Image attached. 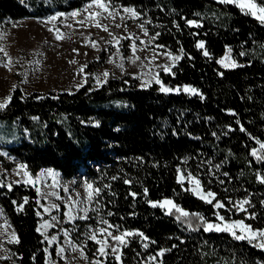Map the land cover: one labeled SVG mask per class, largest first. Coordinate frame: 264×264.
Segmentation results:
<instances>
[{"label": "trees", "instance_id": "16d2710c", "mask_svg": "<svg viewBox=\"0 0 264 264\" xmlns=\"http://www.w3.org/2000/svg\"><path fill=\"white\" fill-rule=\"evenodd\" d=\"M88 1L0 0V23L68 11ZM110 4L133 7L148 34L159 33L154 40L164 46L159 48L181 57L159 78L170 85L186 84L196 93L164 92L156 82L139 86L127 74L108 75L96 86L88 76L72 90L24 94L15 87L10 103L0 109V148L31 173L43 166L63 178L81 173L101 189L99 195L93 193L88 218L78 221L79 229L107 220L118 226L113 229H130L133 235L121 244L119 260L110 253L100 264H264V249L256 243L235 239L230 232H206L199 217L177 219L180 213L168 214L150 203L169 197L206 222L219 211L264 225V183L257 178L264 176V161L251 155L254 148L264 155L257 143L264 142V23L237 3L220 0ZM226 49L235 61L227 67L217 61ZM0 160L4 169L13 163L1 154ZM180 171L198 177L202 188L214 192L225 207L215 209L193 194L177 178ZM36 196L24 181L0 182V208L19 241L9 243L16 264H46ZM245 199L250 201L246 212L233 207ZM84 242L91 256L95 243Z\"/></svg>", "mask_w": 264, "mask_h": 264}, {"label": "rangeland", "instance_id": "374dc122", "mask_svg": "<svg viewBox=\"0 0 264 264\" xmlns=\"http://www.w3.org/2000/svg\"><path fill=\"white\" fill-rule=\"evenodd\" d=\"M90 2L91 0L68 11H56L45 14L44 16H22L13 21L8 20L7 22L0 23V37H2L0 38V47H3L12 59V64L9 66L11 67V71L4 67L3 64H0V99L8 97L14 89V86L18 89L20 88L24 94L34 89H52L55 91H61L62 89L72 90L76 86L84 83L88 76L91 83L96 86L105 80L101 75L105 71L112 76L127 74L136 78L139 86H147L152 82L157 83L158 79L160 83H157V85L160 90L163 85L164 87L174 89V91H176L175 89L185 91L184 86L188 85H170L168 82L162 81L159 78V72L164 71L163 66H168L170 69L173 66L174 61L171 59L173 55L168 49L157 47L154 40H151V35L148 34V36H145L143 34V31L139 27L141 23L136 18H133L131 13L124 12V8L134 9L133 7L110 4V7L114 10L116 19L114 21L111 18L102 19L101 22L109 25V32L114 36L125 37L131 35L133 38H138L135 39L137 48L135 56H139V60H135V56L133 55L132 40L120 39L119 43H116L108 32L92 26L91 23H86L85 25L78 23L83 16L87 15L83 10ZM96 10L95 8L90 9V11ZM73 12H79L81 15L72 17L71 13ZM61 13L63 15H58ZM103 15L106 16L107 13ZM52 16H57V19L48 22ZM117 23L121 27H115ZM50 28L53 31H49ZM57 28L64 34V39H55V29ZM141 40L144 41L143 44L140 43ZM91 41L97 42L95 48L91 46ZM109 41L111 43H108ZM74 49L77 51H73ZM166 53H170L171 56L166 55ZM153 56H155L154 60L152 59ZM0 60H7L3 53H0ZM73 60L76 63H70ZM110 60L113 62L110 63ZM134 60L135 62H133ZM217 61H222L223 65L228 66L234 65L235 63L231 59L228 49L220 54ZM82 65H86V67L83 69V72H80L79 70ZM118 65H123V67H119ZM97 76L100 77L101 83L97 82ZM185 92L191 93L189 91ZM0 154L13 161L7 169H4L0 160V182L7 184L9 181H24L29 183L30 176L34 183L29 184L35 190L37 188L40 189L36 197L40 206L39 213L41 215L38 217L36 226L37 229L40 228L41 238L45 241V263L96 264L97 261L100 262L103 256L99 254L98 249L101 245L92 240L95 245L92 250V255L88 256L84 248V241L90 239L89 237L94 231L97 233V239L103 240L105 237L99 234L98 229L107 227V225L102 224L100 221L94 225L87 223L86 228H82L81 230L78 226V221H80L79 217L85 215L83 209H87L86 215L89 212L92 200H88V193L93 191L94 188L88 189L87 184L91 183V181H88L81 173L63 178L58 170L45 166L40 167L35 173H31L27 168L21 170L19 165L23 163L18 162L4 149L0 148ZM24 171H27L29 176H25L23 174ZM2 172H4V176ZM18 172L20 173L19 175H17ZM188 174L180 171L177 174V178L183 181L193 194L199 196L200 189L197 188L195 180L188 177ZM193 177L198 179L195 175ZM200 187H202L201 183ZM203 190L204 192L208 191ZM165 200L173 201L171 198L166 197L157 202ZM216 200L218 199H215L213 204ZM53 205H57L58 207L53 208ZM44 207H48L51 214L45 213ZM163 208L166 212L168 211V206ZM172 210L175 211V209ZM217 212L219 215L224 216L219 211ZM65 213L68 214L65 215ZM52 216H56L57 220L53 221L51 219ZM72 217L76 218L71 219ZM224 217L227 222L243 220L245 224H250L242 216L237 218ZM45 221H48L53 226H45ZM207 222L221 224L217 215H215L214 220ZM253 228H264V225H254ZM65 230L68 233L67 237L64 235ZM109 231L113 236L125 232H133L130 229L115 230L113 228H110ZM235 231L237 235L241 234L239 227ZM13 232L15 233L14 227L0 208V245H2V248H0V257H3L0 258V264H16L14 255H12L9 248V240L16 238V234L15 238L12 237L11 234ZM46 236L49 239H45ZM53 236L57 239L49 243V240ZM125 240L126 236L124 237ZM252 242L257 243L256 241ZM120 246L121 243L112 240L111 237L107 238L106 251L108 254L112 253V247H116L117 253L112 254L115 257L120 255ZM60 248H63L64 252L58 254Z\"/></svg>", "mask_w": 264, "mask_h": 264}, {"label": "snow or ice", "instance_id": "6c2138e0", "mask_svg": "<svg viewBox=\"0 0 264 264\" xmlns=\"http://www.w3.org/2000/svg\"><path fill=\"white\" fill-rule=\"evenodd\" d=\"M220 2L221 3H237L238 6L241 7V10L245 11V14H250L253 17H255L256 19H258L261 23H264V4L257 3L256 0H220ZM110 3H111V0H91V2L88 5H86V7L83 10L84 13H86L87 15L83 16V18L81 20H79L78 23H80L81 25H85L86 23H91L92 26L100 28L102 31L108 32L109 35L113 37V40L116 41V43H119L120 39H130V40H132L133 41V43H132L133 55L135 56V52L137 50L136 44H135V39H138V38H133L131 35L125 36V37L114 36L111 32H109V25L108 24H104V23L101 22L102 19L111 18L113 21L116 19V16L114 15V10L110 7ZM93 8H95L97 10L96 11H90V9H93ZM124 12L131 13V16L133 18H137L139 16V13H137L135 11V9H132V8H124ZM104 13H107V15L106 16L103 15ZM58 15H63V13L58 14ZM78 15H81V13H79V12L71 13L72 17H76ZM56 19H57V16H52V17L49 18L48 22H51L52 20H56ZM149 23H150V21H149ZM187 23L189 25L199 26L197 24V22L194 21V20H188ZM13 26H15V25H13ZM115 27H121V25L117 23V24H115ZM139 27L143 31V34L145 36H148V32H147V29L144 27V24L143 23L140 24ZM49 31H53V29L50 28ZM158 35H159V33H157L155 36H152L151 40H155L156 36H158ZM0 38H2V37H0ZM55 39L56 40L64 39V34H62L60 32L59 28L55 29ZM108 43H111V41H109ZM140 43L143 44L144 41L141 40ZM90 44L94 48L97 46V42L96 41H91ZM157 47H164V46L157 45ZM197 47L201 48V49L204 48L203 42H198L197 43ZM141 50H143V49H141ZM73 51H77V50L74 49ZM117 51H119V50L117 49ZM181 51H182V49H181ZM0 53H3L4 57L7 58L6 61L5 60H0V64H3L4 67L8 68L9 71H11V67H9L12 64L11 57H9V54L7 53V51L3 47H0ZM203 54L205 56L209 55V53L207 51H204ZM166 55H170L171 56L170 53H166ZM241 55H243V53H241ZM139 59H140L139 56H135V60H139ZM152 59L154 60L155 56H153ZM171 59L173 61H178L179 59H181V57L179 55H176V56H171ZM135 60L133 62H135ZM109 62L112 63L113 61L110 60ZM218 62L222 63V61H218ZM37 63H38V61H37ZM70 63H76V61L73 60V61H70ZM118 66L119 67H123V65H118ZM223 66L227 67L228 65H223ZM85 67H86V65H82L79 71L83 72V69ZM163 70L168 72V71H170V68L168 66H163ZM101 75L105 78V80L103 82H106V78L108 77L109 73L107 71H105ZM25 76H26V73H25ZM96 79H97L98 83L102 82L99 76H97ZM157 83H160V81L158 79H157ZM14 88H15V86H14ZM175 90L179 91V89H175ZM184 90L185 91H189L191 93H196V91H197L196 89L191 88L189 86H184ZM161 91L171 92V91H174V89L167 88V87H164L162 85L161 86ZM11 99H12V97L10 95L8 97H6V98L0 99V109H4L8 105V103H10ZM233 115H234V113H233ZM240 130L241 131H245V129L243 127H241ZM257 143L260 144V148L261 149H264V142L257 141ZM251 155L256 157L260 161H264V155H257V149H255V148L252 150ZM19 168L21 170H24L26 168V166L21 164V165H19ZM49 171H51V170H49ZM19 174L20 173L18 172L17 175H19ZM23 174L25 176H29V173H27V171H24ZM188 177L190 179L195 180V184H196L197 188L200 189V193H202V194L198 193L199 194V198L204 200L206 203L213 204V201L216 198V194L214 192H211V191L204 192L203 188L200 187L199 179H196L195 177H193L191 173L188 174ZM257 178L260 180L261 183H264V176L258 174ZM28 182L29 183H34V181L31 179L30 176H29ZM125 183H129V181H125ZM8 187L10 189L11 185H8ZM87 188L88 189H92L93 188L92 184L91 183L87 184ZM36 191H37V193H39L40 189L37 188ZM65 191H67V189H65ZM93 191H94V193L96 195H99L101 189L100 188H95ZM93 191H90L88 193V200H90V201L93 198ZM144 192H145V195H147V189H145ZM132 195H133V197H135L136 193H132ZM27 202H28L27 198H25L24 203H27ZM14 203H15V201H14ZM150 203H152L153 207H156V206H160V207L168 206V214H171L172 213V209H175L176 212L180 213V216H178L177 219H180L181 216L188 217L190 215L199 217L200 221L203 222L206 225L204 227V231H206V232L207 231H213V230L219 231V232H230L235 239H238V240L247 239L250 243L252 241H256L257 243H256L255 246H258L261 249H264V228H253V226L251 224H245L243 220H236V221L227 222L225 220V217L222 216V215H219L218 212L216 213V215H217V218L221 221V224L208 223V222H206L204 220L203 216H200V214H198V213H191L190 214V213L186 212L184 209L180 208L178 205H176L171 200H165V201H161V202H150ZM246 204H250V201L247 200V199L239 201V202H236V203H233V207L237 208L240 211H245L246 212L247 209L244 207V205H246ZM52 207L53 208H57L58 206L57 205H53ZM213 207L215 209H222V208L225 207V204L222 201L216 200V202L213 204ZM22 208H23V205H20V209H22ZM70 210H71V208H70ZM83 211L85 212V215L80 216L79 218L80 219H87L88 218L87 215H86L87 209H83ZM44 212L51 214L50 213V209L48 207H44ZM67 214L68 213H65V215H67ZM37 215H41V213L37 212ZM109 215H111V213H109ZM75 218L76 217H72L71 219H75ZM250 218L254 219L255 215L252 214V216ZM51 219L53 221H56L57 217L56 216H52ZM101 223L104 224V225H107V227H103V228L98 229L99 234L101 236L105 237V238L103 240L97 239L96 231H94L92 233V235L89 237L91 240H94L97 244L101 245V247L98 249V252H99V254L101 256H104V255L108 254L107 251H106V245H107V238L108 237H111L112 240L123 244V243H125V241H124V237L125 236L133 235V233H131V232H125V233H121L120 235L113 236L112 233L109 231V229L110 228H117L118 226L109 224L107 220H102ZM45 226L51 227L53 225H50L48 223V221H45ZM237 227H239V229L241 231L240 235L236 234L235 229ZM37 231L39 232L40 228H38ZM138 234L141 237H143V233H138ZM11 235H12L13 238H15V233L14 232ZM64 235L66 237L68 236V233H67L66 230L64 232ZM45 239H49V238L46 236ZM56 239L57 238L55 236L51 237V239L49 240V243H51L52 241H55ZM144 239H147V237H144ZM9 242L10 243L11 242H17L18 243L19 241H18V238H15V239H10ZM144 247L147 248L148 245L145 244ZM0 248H2V245H0ZM111 251H112V253L115 254V253H117V248L116 247H112ZM164 251L165 250H161L159 255H163ZM63 252H64L63 248H60L58 250V254H61ZM0 258H3V257H0ZM116 259L117 260L120 259L119 255L116 256ZM151 259H155V257H152ZM96 264H100V262L97 261Z\"/></svg>", "mask_w": 264, "mask_h": 264}]
</instances>
